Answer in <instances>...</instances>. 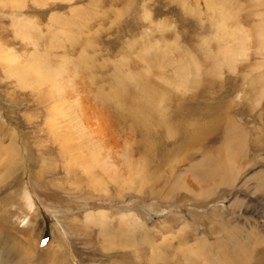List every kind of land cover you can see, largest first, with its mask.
<instances>
[{
	"label": "rangeland",
	"instance_id": "obj_1",
	"mask_svg": "<svg viewBox=\"0 0 264 264\" xmlns=\"http://www.w3.org/2000/svg\"><path fill=\"white\" fill-rule=\"evenodd\" d=\"M0 264H264V0H0Z\"/></svg>",
	"mask_w": 264,
	"mask_h": 264
},
{
	"label": "bare ground",
	"instance_id": "obj_2",
	"mask_svg": "<svg viewBox=\"0 0 264 264\" xmlns=\"http://www.w3.org/2000/svg\"><path fill=\"white\" fill-rule=\"evenodd\" d=\"M40 64V63H39ZM38 65V64H37ZM39 66V65H38ZM29 68V67H28ZM31 69V68H30ZM33 69V68H32ZM37 69V68H36ZM35 69V70H36ZM40 69H42V68H40ZM34 70V69H33ZM26 71H27V69H26ZM39 71V70H38ZM41 71V70H40ZM36 72V71H34V72H30L31 74H33L34 76H35V78H38L37 80H40V81H45V76H47V75H44V73H42V72ZM49 79V78H48Z\"/></svg>",
	"mask_w": 264,
	"mask_h": 264
}]
</instances>
